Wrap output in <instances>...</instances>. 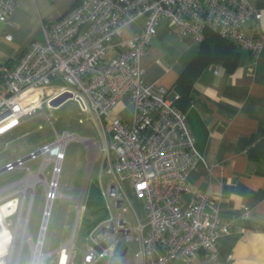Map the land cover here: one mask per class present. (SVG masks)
<instances>
[{"label":"built area","instance_id":"built-area-1","mask_svg":"<svg viewBox=\"0 0 264 264\" xmlns=\"http://www.w3.org/2000/svg\"><path fill=\"white\" fill-rule=\"evenodd\" d=\"M17 1L0 0L1 21L9 23ZM261 16L248 0H77L44 23L43 38L32 40L17 60H0V135L65 92L101 128L107 172L98 189L108 215L89 230L91 245L81 264H117L116 256L131 242L137 245L131 256L142 264L193 263L201 251L217 259V238L231 229L220 221L214 200L197 193L187 205L181 201L191 192L188 177L203 156L185 113L174 104L178 94L168 98L166 89L146 83L139 61L162 19L180 37L201 41L209 31L257 55L264 50V30L251 34L244 25ZM137 19H143L141 30L124 37L126 26ZM110 51L114 54L107 57ZM46 87L50 93L44 97ZM124 95L135 107L130 123L111 114ZM73 138L63 133L52 144ZM22 165L17 159L6 170ZM125 181L144 199V223L126 216ZM68 242L57 248L56 264L73 263L75 250ZM231 258L226 256L228 264Z\"/></svg>","mask_w":264,"mask_h":264},{"label":"crops","instance_id":"crops-1","mask_svg":"<svg viewBox=\"0 0 264 264\" xmlns=\"http://www.w3.org/2000/svg\"><path fill=\"white\" fill-rule=\"evenodd\" d=\"M76 1L18 0L9 23L0 20V60H17L32 40L43 38L44 23L59 18ZM248 1L262 12L260 19L252 18L244 25L247 31L256 34L264 30V0ZM142 24L143 19H137L127 25L124 35L139 32ZM4 34L11 38L6 40ZM199 44L192 36H178L162 19L140 57L144 81L166 89L168 98L179 95L175 82L198 53ZM236 48L238 58L232 68L212 62L201 69L183 110L203 161L189 174L191 192L181 196L182 204L190 203L197 193L210 196L220 221L229 225L231 234L218 236L219 254L215 261L201 251L193 263L176 260L171 264H228L227 255H232L230 264H264V50L252 55L246 49ZM113 54L110 51L107 57ZM59 83L61 80L55 81ZM134 111L130 97L124 95L111 114L130 123ZM127 183L132 190L129 211L134 221L129 219L144 223V199ZM131 244L135 250L136 243ZM128 248L121 249L120 254ZM52 253H46L45 257ZM133 262L142 264L140 259ZM104 263L103 260L99 264Z\"/></svg>","mask_w":264,"mask_h":264},{"label":"rangeland","instance_id":"rangeland-1","mask_svg":"<svg viewBox=\"0 0 264 264\" xmlns=\"http://www.w3.org/2000/svg\"><path fill=\"white\" fill-rule=\"evenodd\" d=\"M123 36L126 37L124 33ZM49 93L48 87L42 90L44 97ZM63 133L74 135L75 138L65 143L59 163L54 157L45 156V152H42L26 159L22 167L0 173V204L10 199L18 200L16 211L6 218V222L14 226L20 211L21 216L27 218L28 236L14 240L9 264H30L35 251L34 244H37L43 227L48 194L52 193L47 184L53 180L57 182V195L50 204L42 234L41 264H56L57 248L70 239L75 250L71 264H81L82 253L91 245L89 230L108 215L105 209L96 210L92 206L85 208L92 185L98 186L99 180L104 184L106 179L107 167L103 165L105 141L93 117L81 111L73 98L56 106L44 104L32 117L0 135V169L52 144ZM56 164L60 169L55 174ZM29 171L40 172L42 177L35 181L33 187L27 184L23 195L21 189L26 182H22V179L27 178ZM29 179L33 180H26ZM123 186L129 196L131 188L126 181ZM83 189L84 197L81 198ZM126 216L134 221L130 211ZM132 249L133 244L124 254L117 255V264H134L130 252ZM51 251L53 253L45 257Z\"/></svg>","mask_w":264,"mask_h":264},{"label":"trees","instance_id":"trees-1","mask_svg":"<svg viewBox=\"0 0 264 264\" xmlns=\"http://www.w3.org/2000/svg\"><path fill=\"white\" fill-rule=\"evenodd\" d=\"M238 58V50L230 41L213 32H205L204 39L200 41L198 53L188 62L179 74L175 86L179 90L175 106L184 112V108L191 99V86L201 69L209 63L216 62L232 68ZM96 207V210L104 209L98 186L93 184L86 201L85 208Z\"/></svg>","mask_w":264,"mask_h":264},{"label":"bare ground","instance_id":"bare-ground-1","mask_svg":"<svg viewBox=\"0 0 264 264\" xmlns=\"http://www.w3.org/2000/svg\"><path fill=\"white\" fill-rule=\"evenodd\" d=\"M64 145H65V143L63 140H58L54 144H52L51 146H47V148L44 150L45 156L47 155L50 157H54L59 163L60 160L62 159V156H63ZM56 167L59 168V165L56 164ZM41 177L42 176H41L40 172L30 173V171H29L27 178H32L33 180L32 181L30 179L26 180L27 179L26 177H24L22 179V182H24V183L26 182L24 187L21 189V191L23 192V195L26 192L27 184L31 185L33 187L35 181L37 182V180H39ZM54 181L55 180H53L52 183L49 182L47 184L49 190L51 192H54V194H55L52 199L49 198L47 200L48 204H51L52 200L57 195V190H56L57 182L56 181L54 182ZM14 198H16V197H14ZM17 207H18V200L17 199H10V200L0 204V264H9L10 263L11 253H12L13 246H14V244H13L14 240L18 237L22 239L25 236H28V231H27V226H26L27 218L24 219L21 216V211L18 214V217L16 219L14 226H11L8 222H6V218L9 215L13 214L16 211ZM48 214H49V209L47 210V212H45L42 233L45 229ZM41 240L42 239L40 237L38 243L34 244L35 251L33 252V257L31 259L30 264H41V262H40L42 260V253L40 251ZM70 245H71V241L68 242V246H70Z\"/></svg>","mask_w":264,"mask_h":264},{"label":"water","instance_id":"water-1","mask_svg":"<svg viewBox=\"0 0 264 264\" xmlns=\"http://www.w3.org/2000/svg\"><path fill=\"white\" fill-rule=\"evenodd\" d=\"M66 99H72V95H71L70 93H68V92H65V93H63V94H60V95H58L57 97L51 99L50 102H49V105H50V106H56V105H58L59 103H61L62 101L66 100ZM45 147H46V146H44L41 150L36 151V152H32L30 155H28V156H26V157H23V158H20V159H18V160L21 161V162H24L26 159H28V158H30V157H32V156H35V155H37V154H39V153H42V152L44 151V148H45ZM3 171H6V166H4V167H2V168L0 169V173L3 172ZM83 197H84V189H83V191H82V193H81V198H83ZM79 207H81V205H79ZM49 208H50V204H48V202H47V203H46L45 212H47V210H48ZM44 216H45V213H44ZM44 216H43V221H44ZM42 224H43V222H42Z\"/></svg>","mask_w":264,"mask_h":264}]
</instances>
